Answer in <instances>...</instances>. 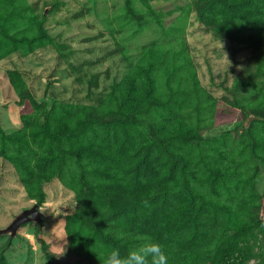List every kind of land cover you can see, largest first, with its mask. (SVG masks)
Segmentation results:
<instances>
[{
	"label": "rangeland",
	"instance_id": "rangeland-1",
	"mask_svg": "<svg viewBox=\"0 0 264 264\" xmlns=\"http://www.w3.org/2000/svg\"><path fill=\"white\" fill-rule=\"evenodd\" d=\"M195 5V0H132V7L127 0H17L14 9L8 11L18 17V30L33 35L41 25L49 39L0 57L1 136L21 132L27 121L42 116L43 108L56 106L54 113L61 117H74L81 110L92 116L102 114L113 104L106 97L107 91L114 81L131 72L139 52L148 47L178 50L185 42V51L177 57L181 67L176 75L179 89L175 107L171 111L159 108L155 120L204 139L182 151L187 164L184 172L176 175V183L188 196L195 192L205 196V201L194 203V211L207 204V222H183L177 212L189 206L178 194L170 209L176 214L174 220L182 221L184 227L175 230L170 223L169 228L175 231L167 243L157 241V231H163L165 224L147 223L136 231L119 220L108 227L118 236L133 239L134 248L145 237L159 243L168 264H208L218 234L232 232L238 222L251 217H264V165L250 155L245 136L247 129L254 131L255 150L264 157V124L253 123L264 121V117L251 111L255 105L264 106L263 43L257 42L264 38V9L258 8L256 14L248 11L227 23L235 31L234 40H230L216 33V24L200 21ZM9 14L5 13L8 25ZM185 57H189L188 70L183 66ZM238 78L241 83L236 87ZM192 79L197 88L191 85ZM21 92L30 94L35 103L22 98ZM103 119L110 121L112 116ZM15 147L10 145V152ZM20 151L32 166L35 159L30 158L25 142ZM124 159L110 162V171H119ZM107 165L91 158L86 159L84 168L66 158V182L59 176L43 181V199L38 203L37 182L32 183V190L26 188L22 180L26 170L4 158L0 144V229L35 203L42 212L41 225L27 221L12 237L0 234L3 260L7 264H103L106 252L99 242L92 244L90 252L82 248L90 233L86 221L81 235L73 237L68 236L66 225L68 217L79 214L78 197L87 195L88 186L108 181L94 170ZM41 166L39 163L35 171ZM211 168H219L217 181ZM216 203L217 216L209 220ZM227 207L230 212L225 211ZM225 213H231L230 220ZM147 214H139L144 225ZM262 232H255L248 243L242 244V264H259Z\"/></svg>",
	"mask_w": 264,
	"mask_h": 264
},
{
	"label": "trees",
	"instance_id": "trees-1",
	"mask_svg": "<svg viewBox=\"0 0 264 264\" xmlns=\"http://www.w3.org/2000/svg\"><path fill=\"white\" fill-rule=\"evenodd\" d=\"M16 3L17 0H0V57L6 52L20 50L22 46L31 49L35 43L49 39L41 25L38 33L33 35L18 30V17L14 11H8L13 10ZM127 3L132 7V0H127ZM195 3L199 20L206 24H216V33L230 40H234L235 31L227 23L248 11L256 14L258 8L264 9V0H195ZM7 12L11 13L9 25L5 21ZM218 17H221L222 22ZM257 42L263 43L264 57V38ZM184 51L185 42L182 41L178 50L148 47L139 52V58L131 72L123 79L114 81L111 89L107 91L106 97L113 104L100 115L92 116L81 110L74 113V117H61L54 113L56 106L49 110L43 108L42 116L27 121L21 132L0 136L1 155L26 170L22 179L26 188L32 190V183L37 182L38 203L43 199L40 188L43 181L59 176L66 182L63 176L66 158L74 159L79 167L84 168L86 159L96 158L108 163L106 167L98 170L94 168L105 175L108 181L90 184L87 195L78 197L79 214L67 218L66 229L69 237L81 235L82 223L86 221L90 233L82 246L85 253L91 251L92 244L96 241L106 254L112 247L119 248L122 256L134 248V240L114 234L108 229L109 223L120 220L123 225L136 231L144 229L147 223L165 224L163 231H157L160 237L157 241L167 243L177 228L184 227V221L194 224L197 219H202L204 222L208 215L207 204L200 205L194 211V203L198 200L205 201V196L198 192L189 193L188 196L176 183V175L183 173L187 164V157L182 151L190 143L203 142L204 139L192 131H183L174 125L155 120L160 109L171 111L175 107L176 89H179L176 75L181 67L177 57ZM188 58L185 57L183 65L187 70L190 67ZM160 74L162 77H159ZM190 75L194 76L193 72ZM240 83L241 79H236V87ZM196 84L192 79L191 85L197 88ZM161 88L166 96H163ZM20 96L34 102L28 93L21 92ZM35 107L38 105L35 104ZM251 111L254 115L264 117L263 105H255ZM106 116H112V120H104ZM253 123L264 124V121L254 120ZM245 136L248 139L250 155L264 165V157L259 156L255 150L257 141L254 131L247 129ZM23 142L30 150V158L35 159L32 166L21 154L20 146ZM10 145L17 146L13 153L9 150ZM38 150L42 153L39 154ZM118 159H124L120 170L110 171L109 163ZM39 163L42 165L41 169L35 171ZM210 171L217 181L219 168H211ZM178 194L185 197L189 206L186 208L187 212L182 209L177 212V215L183 216V222H176V214L170 209ZM213 209L209 220L216 218L219 204L213 205ZM225 211L231 210L227 207ZM145 212L148 214L144 225L139 214ZM226 215L230 220L231 213ZM77 222L80 224L76 225ZM170 223L174 224L175 230L169 228ZM236 225L227 235L218 234L214 248L208 256V264H242V244L248 243L250 237L261 229L263 232L258 241H264L263 216L258 219L251 217ZM190 238L193 239L194 235ZM259 248V264H264V245ZM3 259L0 254V264H7Z\"/></svg>",
	"mask_w": 264,
	"mask_h": 264
},
{
	"label": "clouds",
	"instance_id": "clouds-1",
	"mask_svg": "<svg viewBox=\"0 0 264 264\" xmlns=\"http://www.w3.org/2000/svg\"><path fill=\"white\" fill-rule=\"evenodd\" d=\"M103 264H168V257L159 243L145 237L140 245L123 256L119 248L112 247L104 256Z\"/></svg>",
	"mask_w": 264,
	"mask_h": 264
},
{
	"label": "water",
	"instance_id": "water-1",
	"mask_svg": "<svg viewBox=\"0 0 264 264\" xmlns=\"http://www.w3.org/2000/svg\"><path fill=\"white\" fill-rule=\"evenodd\" d=\"M41 217L42 212L39 210L38 204L35 203L30 208H26L17 214L8 226L0 229V234L8 233L10 237H12L15 235L19 226L27 221H36L39 225H41Z\"/></svg>",
	"mask_w": 264,
	"mask_h": 264
}]
</instances>
